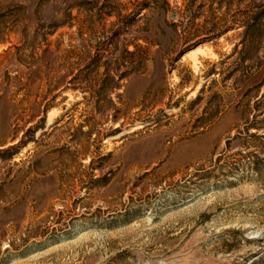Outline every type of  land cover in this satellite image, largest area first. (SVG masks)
<instances>
[{
	"label": "rangeland",
	"instance_id": "374dc122",
	"mask_svg": "<svg viewBox=\"0 0 264 264\" xmlns=\"http://www.w3.org/2000/svg\"><path fill=\"white\" fill-rule=\"evenodd\" d=\"M10 147L0 264H264V0H0Z\"/></svg>",
	"mask_w": 264,
	"mask_h": 264
},
{
	"label": "trees",
	"instance_id": "16d2710c",
	"mask_svg": "<svg viewBox=\"0 0 264 264\" xmlns=\"http://www.w3.org/2000/svg\"><path fill=\"white\" fill-rule=\"evenodd\" d=\"M252 26H253V25H252ZM254 26H255V24H254ZM254 26H253V27H254ZM249 30H250V28H248L247 31H245V33H246L247 35H248V33H249ZM245 37H246V35H245ZM245 37H244V38H245ZM128 55L131 56L132 53H128ZM140 64L142 65V64H143V61L140 62ZM140 64H139V65H140ZM11 150H13L12 147L7 148V149H4V150H0V156L3 155V154H6L7 152H9V151H11ZM9 158H12V156L9 157Z\"/></svg>",
	"mask_w": 264,
	"mask_h": 264
}]
</instances>
